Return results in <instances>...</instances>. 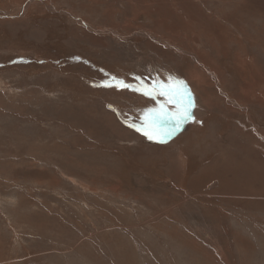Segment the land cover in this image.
Returning a JSON list of instances; mask_svg holds the SVG:
<instances>
[{
    "label": "rangeland",
    "instance_id": "rangeland-1",
    "mask_svg": "<svg viewBox=\"0 0 264 264\" xmlns=\"http://www.w3.org/2000/svg\"><path fill=\"white\" fill-rule=\"evenodd\" d=\"M0 264H264V0H0Z\"/></svg>",
    "mask_w": 264,
    "mask_h": 264
},
{
    "label": "snow or ice",
    "instance_id": "snow-or-ice-1",
    "mask_svg": "<svg viewBox=\"0 0 264 264\" xmlns=\"http://www.w3.org/2000/svg\"><path fill=\"white\" fill-rule=\"evenodd\" d=\"M124 86L129 87L128 85H124ZM157 94L160 96L167 97L168 102H175V98L178 95V92L170 84L161 85L159 88L153 86V88L146 89L144 91V95L146 96H155ZM178 113H179L180 120L186 119L189 115L187 107H184L182 111L178 109ZM176 116H177V113H169L165 111L163 107H161L157 109H147L143 117V120H144L145 127L153 128V126L155 125L167 123L168 121L176 118ZM130 126L136 127L135 124L130 125ZM178 126L179 125L177 124V127ZM137 130H140V129L138 128ZM153 131H155L154 128H153ZM144 134L148 136L149 139L154 138L151 131H145Z\"/></svg>",
    "mask_w": 264,
    "mask_h": 264
},
{
    "label": "bare ground",
    "instance_id": "bare-ground-1",
    "mask_svg": "<svg viewBox=\"0 0 264 264\" xmlns=\"http://www.w3.org/2000/svg\"><path fill=\"white\" fill-rule=\"evenodd\" d=\"M111 121V120H110ZM112 123H114L113 121H112ZM115 124V123H114ZM254 177V176H253ZM252 178V177H251ZM250 180V179H249Z\"/></svg>",
    "mask_w": 264,
    "mask_h": 264
},
{
    "label": "crops",
    "instance_id": "crops-1",
    "mask_svg": "<svg viewBox=\"0 0 264 264\" xmlns=\"http://www.w3.org/2000/svg\"><path fill=\"white\" fill-rule=\"evenodd\" d=\"M194 179V178H193Z\"/></svg>",
    "mask_w": 264,
    "mask_h": 264
}]
</instances>
